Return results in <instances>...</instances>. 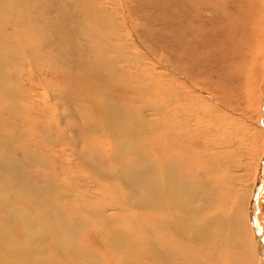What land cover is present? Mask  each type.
Returning <instances> with one entry per match:
<instances>
[{"label": "bare ground", "instance_id": "1", "mask_svg": "<svg viewBox=\"0 0 264 264\" xmlns=\"http://www.w3.org/2000/svg\"><path fill=\"white\" fill-rule=\"evenodd\" d=\"M69 3V0H0V101L6 104L8 98L12 99L11 111L1 110L0 124L2 129L13 132L11 134L13 136L8 135L6 138L0 131V151L6 153L14 148L15 137L17 145L27 138V142L41 148L42 151L38 149L41 151L39 152L34 147L36 150L27 153L24 161L26 158L28 163L41 167L42 171H35V177L45 183L49 190L39 192L34 189L37 186L30 187L32 185L29 177L21 174L15 163L0 155V179L4 185L9 189L16 187L21 198L22 195L30 197L38 211H41L34 220L31 219L34 215L32 216L30 212L18 211L19 216L15 215L16 226L19 224L22 226L23 236L29 239L28 243L33 251L26 254L17 251L18 247L12 243L13 240H9L6 228L0 233V264H36L37 251L40 249L38 251L40 253L44 244L46 248V243L52 252H63L66 255L65 264H177V261L178 264H252L253 256L250 254L248 238L252 236L254 230L251 226L250 235L248 231H251L250 225L246 223L248 220L245 221L243 214L246 216L248 213V204L253 198L254 191L248 201L245 200V196L237 195L230 190L228 195L235 198V201L231 200V204L221 199V202L215 200L216 191L224 193L222 190L226 180L223 178L208 180L205 174H200L195 167L189 165L190 161L195 159L193 155L187 158L188 153L193 152L189 150L191 132L186 129L188 117L178 107H169L172 99L165 93L166 97L160 93L148 98L147 102L150 103H146V111L149 112L146 125L138 118L141 114L136 113L134 109L122 107L120 110L99 100V96L105 97L107 93H111L116 94V99L120 101L141 102L140 93L137 91L143 88L133 86L136 78L134 80L129 77L128 70L126 71V67L120 63L127 60L135 64L142 55L131 51L129 53L132 48L130 39L121 35L120 24L116 25L115 21L106 24L96 23L100 33L105 36L104 46L101 47L104 50V64L102 70L94 64H91L90 69L87 64L100 55L99 49L96 50L98 43L96 39L94 40L93 31L85 34L93 47L89 48L81 43L82 33L78 32L76 24L78 25V18L82 13L73 11L78 6ZM10 4L11 8L7 10ZM10 15L11 21L7 22L6 19ZM87 18L92 19L90 16ZM123 47L128 49L127 53ZM22 48L28 51L35 64L47 69L44 72L46 75L41 77L42 89L51 94L53 87L51 84L55 83L57 87L51 97L58 107L53 117L47 114L49 106H43L42 109L39 101L23 88L26 80L22 77V72L31 71L32 65L28 62L27 65L23 63ZM116 54L118 57H113ZM100 58L101 56L99 60ZM16 67L20 68L19 72L13 70ZM8 68L12 69L10 73ZM49 74H52L54 82H49L50 79L44 80ZM8 83L12 86L7 87ZM131 90L135 91L134 98L132 94L131 97H127L126 93ZM159 103H163V106ZM139 110L142 111V107ZM74 113L80 114V120L74 118ZM52 119H57V124H54ZM70 120L75 124L77 136L73 135L74 132L69 134L67 130L66 132L61 130V127ZM100 136L105 140L98 138ZM94 142L101 143L102 147H98ZM69 146L73 149H69ZM100 149L104 151L106 157L102 156L105 158L99 154ZM68 153H71V159H67L70 156ZM219 168V165L213 164L211 174L215 175ZM79 172L90 175L89 178L98 183L93 184L91 180L93 185L100 188V193H92L89 188L90 182L76 176ZM125 173L134 174L137 181L133 178L131 180L124 178ZM187 177H191L190 183L193 186H187ZM64 178L76 183L78 188L72 189L62 180ZM89 178L87 177L88 180ZM204 179L207 182L205 184ZM212 181L216 184L213 189L210 187ZM256 182L253 184V190ZM108 184L115 188L111 191L108 189L106 199L102 186ZM137 186L143 189L140 195L134 192V189H138ZM221 186L223 189H220ZM54 190H57L58 200L67 201L62 208L70 205L69 202L72 201L80 206L84 204L83 202L89 201L90 209L82 210L89 216L98 218L100 227L112 225L114 221L118 225L120 221H126V225L130 224L132 227L136 225L138 230L129 227L135 229L129 235L125 231L128 229H123L124 226L118 230L112 229L107 241L109 242L107 244L112 246L111 257L104 251L105 257L95 255L94 252L102 253L101 250L104 249L98 243L100 245L98 252L96 242V239H103V234L100 229H95L89 224L82 225V228L83 233L86 230H93L95 235L90 240L97 249L92 248L94 252L85 246L90 242L84 237L79 240L60 241L54 226L56 220L63 221L64 216L52 213ZM123 190L127 193L122 192ZM99 198L104 204H96ZM9 199L0 191V205L7 208V214L0 216L5 223L9 217L11 218L8 214L13 212L9 207L11 203ZM193 200L200 201L201 205L195 206ZM206 201L209 204L205 205ZM228 205H232L230 210L228 208V212L223 211ZM121 211L130 214L121 215ZM146 211L148 212L145 213ZM200 218L202 219L197 221ZM79 220L77 217L72 218L73 223ZM34 225L39 227L36 233H32ZM257 231L260 234L259 241L257 238L255 241L254 236L251 242L259 251L260 264H264V231L261 232L259 227ZM134 234L135 236H132ZM33 235L37 238L33 239ZM51 236L54 239L48 242ZM44 262L43 259L39 264Z\"/></svg>", "mask_w": 264, "mask_h": 264}, {"label": "rangeland", "instance_id": "2", "mask_svg": "<svg viewBox=\"0 0 264 264\" xmlns=\"http://www.w3.org/2000/svg\"><path fill=\"white\" fill-rule=\"evenodd\" d=\"M69 1V4L72 3L75 7L78 6V9H73V11L82 13L78 18V25L76 24L78 32L82 33V37H80L81 43L90 48L91 44H89L87 41L88 37L85 35L89 31L94 32V40L96 39L95 41L98 43L96 50L99 49L98 54H100L99 57L101 56V60H99V57L91 59L87 64L90 69H92L91 64H94L102 70L104 64V50H102L101 47L104 46L103 38H105V36L100 33L97 26L98 24L96 23L106 24L115 21L116 25L120 24L121 35L130 39L132 48L129 50V53L131 51L132 53H140L142 55V58L139 59L140 61L136 60L137 63L135 62V64H131L127 60L121 61L120 63L121 66L126 67V71L128 70L129 77L134 80L136 78V82L133 83V86H140L143 88L141 91H137L140 93L141 102L130 100L120 101L116 99V94L111 93H107L108 95L104 93L106 94L105 97L99 96V100H102L104 104L113 105L120 110L122 107L134 109L136 113L141 114L138 118L146 125L145 121L147 115H149V112L146 111V103H150L149 101L147 102L148 98L150 96L153 98L155 94L163 93L164 95L165 93L172 99V103L169 107H178L188 117L186 129L191 132L189 150L193 152L191 151V154L188 153L187 158L193 155L195 159V161H190L189 165L193 168L195 167L194 169L200 174H205V178L208 180H216L218 178L226 180L225 185H223L224 189L222 186L220 187V189H223L222 191H224V193L221 194L216 191L218 195H214V197L217 196L215 200L218 199L220 201L221 199V201H228L226 203L231 204V200L235 201V198H231L228 195L230 190L237 195L245 196V200L248 201L252 191H254L253 198L248 204L247 217L244 213L243 218L245 221L248 220L246 223L248 226L250 225L249 229L253 227L252 229L254 230L253 234L252 229L251 231L248 230L250 235L252 234V236L248 238L250 254L252 253L253 256L252 264H260L259 251H257V247L255 244L253 245L251 241L254 236L255 241L260 238L257 227L260 228L261 232L264 231V40H262L264 39V0ZM10 8L11 4L7 7V10ZM73 15L76 16V14ZM89 16L92 17V19H88L87 17ZM15 17H17L16 12ZM6 21H11V15ZM89 28L91 30H89ZM124 49L127 53L128 49ZM22 56L24 61H26H23V63L27 65L28 62L32 65L31 71L22 72V77L26 80V85L23 87L24 90L30 92L31 95L39 101L38 104L42 109L43 106H49L48 109L50 111L48 110L47 114L49 117H53L57 112L56 110H58L56 102L51 98L52 93L55 92L57 88L55 83L51 84L53 86L51 88V94L44 91L41 86V77L46 75L44 72H46L47 69H42V65L35 64L29 56L28 51L24 48H22ZM113 57L117 58L118 56L116 54L113 55ZM130 57L133 61L135 60L132 55ZM19 69V67L13 68V70L17 72H19ZM9 71H12V69L8 68V72ZM97 72L99 73V71ZM45 79H50L49 82H54L52 74L46 76L44 80ZM10 86L12 85L8 83L7 87ZM134 92L133 90L127 92V97H131L132 94L134 98V96H136ZM11 102L12 99L10 98L7 99L6 104L0 101V113L1 110L11 111ZM159 104L163 106V103ZM139 107H142V111L139 110ZM74 115L76 120H80V114L74 113ZM52 120L54 124H57V119ZM77 123L80 122L77 121ZM88 124L90 125V123ZM61 130L64 132L67 130L68 133L74 132L73 135H78L72 120L68 121V124H64ZM0 131L2 134H5L6 138H8V135L10 136L13 134V132L10 133L9 130L2 129L1 124ZM55 137L57 138L58 136L56 135ZM98 138L105 140L102 136ZM26 140L27 138L17 145V138H13V143H15L16 146L6 153L0 151V155H3L5 159H8L13 164L15 163L17 167H19L18 170L20 173L29 177L30 184L32 185L30 187L34 188V186H37L34 189L39 192L44 190L49 191L47 190L48 186L35 177V171H42L41 167L35 166L36 164H33V166L27 162L28 160L26 158L24 161V156L27 153H33L36 149L42 151V149L33 146ZM94 143L97 144L98 147L101 146V143ZM69 149H73V147L69 146ZM40 150L38 151L41 152ZM70 152L72 153L71 150ZM71 153H68L70 156H67V159H71ZM99 154L106 157L102 149H100ZM104 156H102V158H105ZM46 161L48 162V159ZM213 164L214 166H220V170H217V173H214L215 175L210 172ZM135 168H137V166H135ZM133 175L134 174L127 175V173H125L123 177L126 179L128 178V180L133 178L137 181V176ZM76 176L79 179L81 178V180L84 179L86 182H90L89 188L92 193H100V188L93 185L97 182L90 179V175L79 172ZM66 178L62 180L72 189L76 190L78 188L77 184L69 182ZM190 179L191 177H187L188 187L193 186L190 183ZM206 179H204V184ZM255 182L256 187L253 190V184ZM26 183L28 182L26 181ZM196 185L198 186V184ZM214 185L216 184L212 181L210 187L213 189ZM113 188L115 187H110V184L102 186L106 199L107 191H111ZM137 188L138 189H134V192H138V195H140L143 189H140L138 186ZM0 191L10 198L9 200L11 203L9 202V207L13 210L12 214H8V217L11 216V218H8L9 221L7 220V223L0 217V233L6 228L9 234V240H13L12 243L16 248L18 247L17 251L24 254L33 251L34 249L31 248L30 243H28L29 239L23 236V230H21L22 226L20 224L16 226L17 219H15V215L18 214L17 216H19L20 211L30 212L32 216L34 215L31 217V219L34 220L41 214V211H38L30 197L22 195L21 198L19 190H17L16 187H14V189H9V187L4 185L1 179ZM205 191H207V187H205ZM56 192L57 190H54L52 195L51 209L52 213H56L55 215L63 214L64 216L63 221L56 220L54 226L56 229L55 233L60 241L66 239L73 241L84 237V239L90 242L85 245L88 249H98L97 251L99 252V244L104 247V249L101 250L103 254L96 253L92 249L96 256L100 258H102V256L105 257L104 252H106V255L108 253L107 256L111 257V252L113 253L112 246H110L111 244L108 245L107 243L109 242L107 241H109L108 236L112 232V229L118 230L124 226L123 229H128L125 231L129 235H131V232H134L136 228L138 230L136 225H134L135 227L130 226V224L126 225V221H120L119 225L114 221L112 223L114 228L112 225L100 227L97 221L98 218H94L93 215L89 216V214L84 211L90 209L89 207L91 206H88V204L90 205L89 201L83 202V205H85L84 207H82L83 205L80 206L78 203L74 204L72 201L69 202L70 205L67 204V206H65L66 208H62L67 201L58 200L59 197ZM122 192L127 193L125 190ZM203 195L204 193L201 197ZM27 200L30 201L28 202ZM199 202L193 200V203L197 207L201 205V202L200 204ZM96 204L102 205L104 203H102L99 198V200H96ZM207 204H209L208 201H206L205 205ZM4 206L5 205H0V216L1 214H7V208ZM18 206L23 210L20 208L18 209ZM86 206L88 207L86 208ZM230 206L232 205H228L225 210L221 207L220 209L228 212L231 208ZM228 208L229 210H227ZM147 212L148 211L145 213ZM109 213H111V211L108 212V214ZM129 214L128 212L121 213V215ZM75 217L80 218L77 223H73L74 220L72 222V218ZM201 219L202 218L197 221ZM83 220L84 223H82ZM84 224L92 225L95 229H100L102 231L103 239H96L97 249L91 244L92 240H90L95 235L93 230H86L85 233H83L84 229L82 225ZM34 226L32 227V233H36L39 229L38 226ZM129 227L135 229H129ZM129 230L132 231L129 232ZM132 236H135V234ZM36 238L37 237L33 235V239ZM53 239V236L49 237L48 242H51ZM46 246L45 248L44 244L45 249H41L40 253H38L40 250L38 249L36 264H39V261L43 259L45 261L44 264L66 263V261H64L66 255L63 252H52V250L48 248L49 246L47 243ZM176 263L178 264V261Z\"/></svg>", "mask_w": 264, "mask_h": 264}]
</instances>
